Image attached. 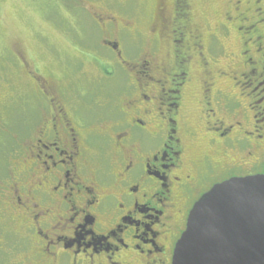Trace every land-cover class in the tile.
I'll list each match as a JSON object with an SVG mask.
<instances>
[{"label":"flooded vegetation","instance_id":"af4514ba","mask_svg":"<svg viewBox=\"0 0 264 264\" xmlns=\"http://www.w3.org/2000/svg\"><path fill=\"white\" fill-rule=\"evenodd\" d=\"M159 2L132 59L131 24L97 20L115 33L101 44L110 60L92 62L100 87L24 61L35 95L14 122L28 141L0 173V261L16 249L12 264H172L204 195L264 175V0H230L215 24L195 20L196 0ZM224 40L236 43L225 64Z\"/></svg>","mask_w":264,"mask_h":264},{"label":"rangeland","instance_id":"374dc122","mask_svg":"<svg viewBox=\"0 0 264 264\" xmlns=\"http://www.w3.org/2000/svg\"><path fill=\"white\" fill-rule=\"evenodd\" d=\"M229 1L196 0L195 20L215 24ZM159 3V0H0V126L6 127L3 132L0 130V173L4 163L11 164L9 158L15 145L20 143L22 150L23 142L28 141L22 136L20 140L14 138V122L30 116L35 95L24 61L44 78L58 75L63 85L70 82L65 69L71 68L76 75L74 83L80 87H100L104 81L92 62L98 59L103 67V62L110 60L109 52L101 44L103 40H115V33L113 36L112 29L102 31L97 20L108 15L131 24L134 28L131 36L122 38L116 34V38L121 37L125 46L128 44L127 56L132 59L149 46L148 35L158 17ZM218 45L225 64L236 43L224 40ZM116 84H121L120 78ZM188 110L194 115L195 105L191 103ZM11 250L10 259L14 261L4 253L6 259L0 264L17 263L18 256H23L20 250Z\"/></svg>","mask_w":264,"mask_h":264},{"label":"water","instance_id":"95a60500","mask_svg":"<svg viewBox=\"0 0 264 264\" xmlns=\"http://www.w3.org/2000/svg\"><path fill=\"white\" fill-rule=\"evenodd\" d=\"M172 264H264V175L232 179L204 195Z\"/></svg>","mask_w":264,"mask_h":264}]
</instances>
